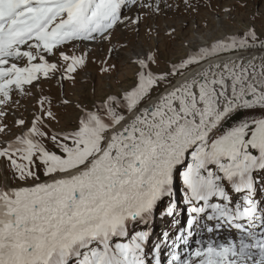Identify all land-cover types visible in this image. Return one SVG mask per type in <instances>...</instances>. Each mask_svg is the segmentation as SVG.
Listing matches in <instances>:
<instances>
[{"label": "snow or ice", "instance_id": "6c2138e0", "mask_svg": "<svg viewBox=\"0 0 264 264\" xmlns=\"http://www.w3.org/2000/svg\"><path fill=\"white\" fill-rule=\"evenodd\" d=\"M173 7L200 0H0V264H264V55H233L261 13L173 58Z\"/></svg>", "mask_w": 264, "mask_h": 264}, {"label": "rangeland", "instance_id": "374dc122", "mask_svg": "<svg viewBox=\"0 0 264 264\" xmlns=\"http://www.w3.org/2000/svg\"><path fill=\"white\" fill-rule=\"evenodd\" d=\"M168 2L173 3V0H168ZM243 2L244 0H200L199 13H186L182 9L177 11L175 7H173V9H164V11L160 15L149 19L148 23L154 25V22H156L157 24L156 26L154 25V29L159 30V41L162 52H164L165 55H168V50L169 48H171L174 52L173 58H179L187 51V49L183 47V42L186 36H190L192 30L195 29V24L193 23V21H196V19L200 20V23L198 21L196 22L200 24L201 28H203V25L205 23L209 25V27L206 29L209 35L219 36L222 35L224 31L243 30L245 27H247L248 23L252 22V17L256 15L257 12H259L261 13V15L257 17L255 23L257 25V29L261 30V26L262 24H264V0H246L248 5L246 8L240 6ZM208 3L211 4V7L207 6ZM161 7L163 8V3L161 4ZM225 7L232 8L231 14H227L223 11ZM185 20L189 22L188 33H184L181 30V24ZM171 26H174L177 29V39L170 44L165 33L170 29ZM155 34L156 33L154 30L153 37H155ZM154 42L155 40L149 41V43ZM128 73L129 75H131V69H128ZM89 75H91L92 77H97L96 65L89 64L88 68L85 69L83 73H81L80 82L77 84L75 89H72L71 87L67 88L70 96H72L73 98L80 97L84 101V103L87 104H90L91 102V97L87 94V90L90 89L92 84V80L88 78ZM96 82L99 88L101 81L98 77ZM44 88L45 92H48L50 86L48 84H45ZM56 91L57 90L55 86H51V93L53 95L56 94ZM22 103L28 105L29 111H24L23 109H21L20 112H22L25 117L30 118L29 113L31 111L32 101L26 100L22 101ZM14 119L15 118L12 116L8 118L7 123L10 127L13 125ZM60 127H71V120L67 117L65 119H62ZM17 131L18 129L13 128V133H16ZM180 195H182V193L178 192V198ZM156 223L157 224L155 225V232L157 233V235H159V233L164 230L166 226L168 227L166 223L160 222L159 219H157ZM225 235L226 234L222 233L220 238L223 240L225 238ZM197 238H200L199 235L197 236Z\"/></svg>", "mask_w": 264, "mask_h": 264}, {"label": "bare ground", "instance_id": "6f19581e", "mask_svg": "<svg viewBox=\"0 0 264 264\" xmlns=\"http://www.w3.org/2000/svg\"><path fill=\"white\" fill-rule=\"evenodd\" d=\"M234 56L235 55H243V56H245V57H247V58H251L252 56H257V57H259V56H262V55H264V50H261V51H254V52H244V53H239V54H233ZM222 58H226V57H222ZM20 113H17V115H19ZM157 223H155V225H156ZM167 227V226H166ZM165 227V228H166Z\"/></svg>", "mask_w": 264, "mask_h": 264}]
</instances>
